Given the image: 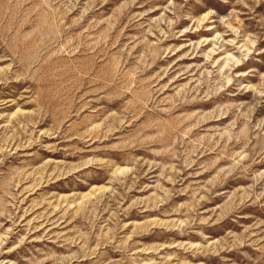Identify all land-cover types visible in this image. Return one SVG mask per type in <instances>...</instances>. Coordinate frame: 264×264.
<instances>
[{
  "label": "rangeland",
  "instance_id": "374dc122",
  "mask_svg": "<svg viewBox=\"0 0 264 264\" xmlns=\"http://www.w3.org/2000/svg\"><path fill=\"white\" fill-rule=\"evenodd\" d=\"M0 264H264V0H0Z\"/></svg>",
  "mask_w": 264,
  "mask_h": 264
},
{
  "label": "flooded vegetation",
  "instance_id": "af4514ba",
  "mask_svg": "<svg viewBox=\"0 0 264 264\" xmlns=\"http://www.w3.org/2000/svg\"><path fill=\"white\" fill-rule=\"evenodd\" d=\"M134 227H132L131 231L133 230Z\"/></svg>",
  "mask_w": 264,
  "mask_h": 264
}]
</instances>
